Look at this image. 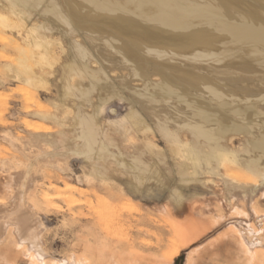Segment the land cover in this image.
<instances>
[{"label":"bare ground","instance_id":"1","mask_svg":"<svg viewBox=\"0 0 264 264\" xmlns=\"http://www.w3.org/2000/svg\"><path fill=\"white\" fill-rule=\"evenodd\" d=\"M0 9L14 15L22 27L29 23L28 44L42 48L36 54L31 50L37 65L48 58L53 33L67 40L64 67L87 82L62 86L59 98L74 96L77 111L72 130L60 133L58 146L82 159L91 176L106 178L104 164L115 162L130 176L124 185L136 194L148 181L159 188L167 186L175 174L177 185L169 195L178 208L182 206L179 185L213 183L211 178L200 181L202 174L214 176L224 169L235 176L250 174L253 188L264 182V0H0ZM0 19L7 20L2 14ZM17 23L14 27H21ZM98 58L102 65L92 69ZM126 68L128 75L117 86L109 71ZM29 69L25 65L14 69V78L27 86L45 82ZM128 80L141 81L142 86L128 89L126 98L122 91ZM95 92L99 96L93 105L90 94ZM115 97L145 110L154 130L170 145V158L177 156L182 162L163 173V157L150 145L124 153L110 136L111 128L99 120L105 103ZM86 106L92 111L86 112ZM138 110L131 108L126 119L141 131L153 129ZM236 135L242 137L233 147ZM164 208L168 214L172 210L167 203ZM183 223L170 224V237L157 240L152 249L169 250L153 258L154 264H171L179 249L195 240L201 223L195 219ZM81 245L77 264H114L104 259L109 247L104 240L91 251ZM32 258L33 264H45Z\"/></svg>","mask_w":264,"mask_h":264},{"label":"rangeland","instance_id":"2","mask_svg":"<svg viewBox=\"0 0 264 264\" xmlns=\"http://www.w3.org/2000/svg\"><path fill=\"white\" fill-rule=\"evenodd\" d=\"M6 11L0 9V16L7 18L0 19V264H33L32 257L45 264H77L81 244L91 251L99 240L109 246L104 250V259L114 264H154L153 258L169 250L152 248L157 240L170 237V224L192 219L202 224L197 228V237L179 249L171 264H264V182L253 188L250 174L235 176L224 169L214 176L202 174L200 181L211 178L213 183L179 185L182 206L178 208L169 195V189L177 185L175 174L165 187L148 181L140 193L132 194L124 185L130 176L115 162L116 167L110 161L104 164L106 178L91 176L83 168L82 159L59 147L60 133L72 130L77 111L74 96L59 98L62 86H84L87 78L64 67L68 62L67 40L57 33L51 36L53 46L46 49V61L35 64V54L42 48L28 44L25 26L29 23L25 21L22 27ZM13 20L21 27H14ZM102 54L110 56V52ZM100 64L98 58L91 68L98 69ZM23 65L39 73L45 82L27 86L14 78V69ZM109 72L113 83L120 86L129 69ZM155 77L152 79H158ZM125 86L121 87L122 95L129 98L128 89L141 87L142 82L128 80ZM91 94L90 101L96 105L99 95ZM118 99L105 103L99 120L111 128L110 136L124 153L142 151L150 145L151 151L163 157V173L182 162L177 156L170 158V145L154 130L145 110ZM92 106H86L85 111L91 112ZM131 108H141L140 115L153 129L144 132L134 128L126 119ZM241 137H233V147L238 146ZM166 203L172 208L169 214L164 208Z\"/></svg>","mask_w":264,"mask_h":264}]
</instances>
